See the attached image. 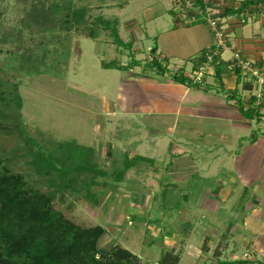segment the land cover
<instances>
[{
  "label": "rangeland",
  "instance_id": "obj_1",
  "mask_svg": "<svg viewBox=\"0 0 264 264\" xmlns=\"http://www.w3.org/2000/svg\"><path fill=\"white\" fill-rule=\"evenodd\" d=\"M188 1L72 0L75 8L86 9L85 26L66 30L55 20L43 30L40 26L25 29L22 23L34 17V10L42 18L47 16L48 7L57 4L61 8L65 0H0V126L13 130L17 117L24 130L22 135L16 130L0 134V167L23 175L30 187L55 193L53 207L70 223L85 229H105L99 249L120 247L135 255L137 264H159L166 253L176 256L178 264H221L246 254L255 260L253 264H260L264 260L259 254H264V203L254 207L250 202L255 201L251 200L254 196L259 202L264 180L262 185L258 180L248 185L246 179L243 181V176L250 174L247 165L239 172L227 158L231 155H219L217 162L211 161L213 156L201 154L204 137L191 130L184 133L182 125L194 126L186 123V117L179 126L171 127L172 118L155 114L156 109L174 110L176 100L166 96L170 93L165 86L176 84L172 77L178 70L191 75L196 69L193 64L210 42L207 23L185 24L190 12ZM225 3L211 0L212 6L227 16L222 31L228 37L218 52L223 63L230 61L224 58L228 50L225 44L230 40L227 29L248 26L264 17V8L259 5L242 10L248 13L243 18L241 12L227 15L226 10L235 7ZM100 18L113 24L119 39L131 45L130 49L113 43L111 27L104 29ZM94 25L96 38L90 35ZM194 32L198 36L194 37ZM153 47L165 69L162 74L148 68ZM245 58L256 65L264 60ZM223 74L225 94L231 95L235 89L240 92L239 98L242 95L247 101L243 105L252 101L264 106L263 73L259 72L256 81L250 75L243 79L235 73ZM15 95L18 105L12 102ZM261 113L264 116V109ZM253 120L251 128L264 123L260 117ZM228 127L221 124L220 131L227 132ZM258 127L255 132L264 133L262 126ZM205 128L201 130L204 134ZM236 130L240 139L249 138L244 129ZM25 137L33 140L44 155L52 153L56 157L61 156L60 144H76L88 151L91 164L105 176L83 172L76 177L74 189L59 193L49 182L56 177L54 172L37 174L34 170L31 161L37 147ZM224 138L212 139L216 144L223 143L219 154L241 145L238 141L230 144L236 136ZM192 142L195 145L189 144ZM213 142L206 147L211 149ZM178 143L186 151L188 147L196 149L191 153L197 158L195 165L187 158L173 156L171 148ZM259 148L264 157V144ZM263 160L253 168L249 166L254 169L253 176L264 177ZM210 174L215 176L206 178ZM117 175L121 179L114 182ZM93 176L96 184L88 190L94 195L95 205L86 199L84 185ZM173 183H179L178 187L172 188ZM256 187L258 193L254 192ZM179 203L173 210L172 205Z\"/></svg>",
  "mask_w": 264,
  "mask_h": 264
},
{
  "label": "trees",
  "instance_id": "obj_2",
  "mask_svg": "<svg viewBox=\"0 0 264 264\" xmlns=\"http://www.w3.org/2000/svg\"><path fill=\"white\" fill-rule=\"evenodd\" d=\"M262 1L264 0L251 2V4ZM244 7L247 6L241 5L238 9H227L226 14L240 13ZM46 12H48V17L44 15L45 17H42L44 18L42 20L37 15L38 12L34 10L32 12L34 17L29 22L22 23L25 29L40 26L44 30L48 23L55 20L59 25L62 24L66 30L76 29L86 24V9L84 7L75 8L72 0H65L61 8L57 4H53L47 8ZM63 12V17H61L60 15ZM98 22L104 29L111 27L110 37L117 47L124 46L130 49L131 45H124L119 39L116 28L112 27L113 24L110 25L101 18ZM198 24H203V22L192 23V25ZM95 26L92 27L90 32L92 38L97 37ZM156 50V47H153L150 51L152 59L148 63V68L157 69L159 74H162L165 69L154 55ZM204 52L203 50L199 60L196 61L197 65L204 59ZM196 63L193 65H196ZM106 67L117 70L112 65ZM222 72V66H217L215 76L219 77ZM172 81L187 87L203 84L202 82H194L191 75H186L182 70L175 73ZM12 102H16L18 105L20 103L19 97L15 95ZM237 104L242 115L250 119L252 117L250 109L244 111L241 100H238ZM14 120L13 130L0 126V134L9 135L15 130L21 135L24 134L17 117ZM25 139L37 147L33 140L27 137ZM80 148L73 143L60 144L58 149L61 150V156L56 157L52 153L44 155L43 150L37 147V152L32 156L31 165L37 174L54 172L56 181L53 178L49 179V182L51 186L56 188L55 191L59 193H63L67 188L74 189L73 185L76 183V177L83 172L95 173V175L104 177V173L96 170L94 165L91 164L88 151L81 148L82 151ZM135 159L137 157L133 160ZM129 164L131 163H126L127 168H129ZM57 166H60V168ZM127 168L125 169L127 170ZM120 179L121 175H117L114 182H118ZM94 184H96L95 176L92 177L90 183L84 185L88 191L86 199L95 205L97 202L94 195L88 190ZM54 198L55 193H44L30 187L23 175L11 173L6 166L0 167V264H137L138 258L120 247L116 246L109 251L99 249L98 242L105 234V229L100 226L85 229L70 223L61 212L54 209ZM179 206L180 203L179 205H172V209L177 210ZM164 209H166L165 205H163ZM153 223L158 225L156 220ZM225 263L230 264L228 261L221 262V264ZM159 264H178V258L166 253L161 256Z\"/></svg>",
  "mask_w": 264,
  "mask_h": 264
},
{
  "label": "crops",
  "instance_id": "obj_3",
  "mask_svg": "<svg viewBox=\"0 0 264 264\" xmlns=\"http://www.w3.org/2000/svg\"><path fill=\"white\" fill-rule=\"evenodd\" d=\"M220 1L222 2L223 0H220ZM224 1L227 3H230V5L234 6L235 9L240 8L241 5H246L247 7H252V8L257 7L259 5L264 8V1L258 2L253 5L251 4V2H257L261 0H239V1L224 0ZM246 8L244 7V9ZM227 31L229 33L230 40L227 42L228 50L224 52L225 53L224 55L226 56L224 58H228L230 60L232 52L238 51L243 56L251 60H254V61L263 60L264 58V17H259L258 21L251 23L248 26L247 25L231 26L230 28L227 29ZM207 32L210 37V42L206 44L205 48H207L210 45L213 46L215 44L212 33H209V30ZM193 34H194V37L198 36L195 32ZM205 48L203 50H205ZM199 52L201 53V50ZM228 59L227 61H229ZM224 63H227V62L224 61ZM198 65L196 63V65H194L195 68ZM224 77L225 76L223 72L221 73L219 77L215 75H208L206 76L205 80H203L202 82L203 84L201 86L187 87V86L180 85L177 83L174 85H170V86L167 85V87L165 86V88L168 89L167 92L170 93L166 96L168 98L169 97L174 98L176 100V106L175 108H173L174 110H170L166 112H161L159 109H156V107L154 106L153 107L154 110L156 109L155 114L158 117H168V118H165L168 120L172 118L174 120V123H172L171 127H173L174 124H175L174 127L179 126V123L186 117L188 119L186 123L194 125V126L188 127L187 125H182L185 128L184 133L188 134L187 131L191 130V131H195L196 133L195 135L198 134L204 137V151L202 150L203 152H201V154L204 153V156L205 155L213 156L211 161H217V162H218V158L220 157L219 155H222V157H224V155L226 154L231 155V157L227 156V158L230 159L231 162H233V165L235 166V168H237L239 172L241 169H245L246 167L245 165L248 166L247 169L248 168L250 169L248 170L250 174L247 176H243L244 178L243 181H245L246 179V184L249 185L250 183H253V182L255 183L258 180L261 182V185H262V180H264L263 179L264 177H260L259 174L257 176L256 175L253 176L254 169H251L249 166H251L252 164L251 167L253 168V165L255 164L258 165V162L264 159V157L262 156V153H260L261 150L259 148V144L260 145L264 144V133H259L260 132L259 130L257 134L254 130L255 128H259L258 125L262 126L261 129L264 130V123L260 122L258 123L257 126H252L251 128L250 122H252L253 119H258V117L264 119V116L261 113V110L264 109V106H257L252 101L248 103L250 105H245V104L243 105V103H246L247 101L245 102L243 101L242 95L239 98L240 92L237 94V91L235 89L233 90V93H231V95L230 93L225 94V92L222 91V89L224 88L223 87ZM228 80H231L230 83L232 82V79L228 78ZM217 86H219V88ZM238 100H241V105L244 111H247L250 109V111L252 112V117L250 119L244 117L242 113L240 112L239 106L235 104V102L237 103ZM261 104H264V101ZM253 121L255 122V120ZM257 122H255V124H257ZM221 124L222 126L224 124L229 126L228 127L229 129L227 130V132L229 131L228 133L227 132L223 133L222 130L220 131ZM202 128H205V130L207 131L205 134H204L205 131L204 132L201 131ZM238 128H241V130L244 129L246 131V134L247 135L249 134V138H246L247 140L246 139L243 140L244 139L243 137H241V139L239 138V136L237 135V130H236ZM177 133H178V129L176 130V134ZM226 136L228 137L231 136V138H233V136H236L235 140L233 139L234 141L230 144H235L238 141L241 145L237 147V149L239 148V150L237 149L234 151L225 150L226 152H222L221 154H219V152L222 151L220 149L222 148L221 146H223V143L216 144L212 141V139L215 138L217 139V141H219L222 138V140H225L226 138L224 137ZM194 138H196V136ZM208 142L214 143L211 146V149L214 147L212 150L206 147L205 144H207ZM181 144L182 143H178L176 145L173 144L171 148V151L174 152L173 156L175 158H178V157L187 158L188 162H191L193 163V165H195L197 158H192L191 153L195 152L196 149L192 148L191 150L190 149L191 147H188V150L186 151L182 147L179 148ZM189 144L193 146L194 143L192 142ZM190 145H186V146H190ZM263 163H264V160H263ZM215 167L216 165L212 167L211 171ZM261 172H264V171L261 169ZM190 174H192V172ZM192 176L194 175H189L187 177L190 178ZM213 176H215V174H210L206 178H210ZM236 177L239 178L238 181L240 183L241 182L240 177L238 175ZM173 184H172V188H175V186L178 187L179 185V183H173ZM231 192L234 193L233 190ZM254 192L258 193L259 189L256 187ZM257 197L258 196H254L251 198V200L253 198L255 200L254 202H252L253 200L250 202L251 205H253L254 207H257V205L264 203L263 202L264 194H262V197L260 196L259 202L257 200ZM259 254L262 256V258H264V254H261L260 252ZM261 262L263 263H260V264H264V260Z\"/></svg>",
  "mask_w": 264,
  "mask_h": 264
},
{
  "label": "built area",
  "instance_id": "obj_4",
  "mask_svg": "<svg viewBox=\"0 0 264 264\" xmlns=\"http://www.w3.org/2000/svg\"><path fill=\"white\" fill-rule=\"evenodd\" d=\"M189 1L187 2L186 8L190 12L185 24L191 25L192 23H195L197 21L203 22L204 24L207 23L209 29H211V33L215 41V44L212 47L207 48L206 52L203 55L204 59L201 60V63L198 65L197 69L192 71L194 82L199 83L203 82L206 76L215 75L216 67L219 65L221 66V64L223 63L222 60H220L218 52L219 49H222V46H224L223 41L225 42L226 38L228 37L226 32L222 31V25L224 23L223 21L227 16L224 17L217 7L212 6L211 0ZM213 1L214 0H212V2ZM243 12H241L242 18L244 16H247L248 14H243ZM245 20L242 21L243 24ZM225 46H227V44H225ZM224 68L225 70L223 71L225 72V74L235 73L241 78L250 75L251 79L256 81L257 79L259 80V72L264 74V60L262 64L256 65L255 62L246 59L240 52L235 51L232 52L231 59L229 62L225 63ZM228 262L230 264H253L255 263V260H252V258L248 254H246L241 258H237L234 261Z\"/></svg>",
  "mask_w": 264,
  "mask_h": 264
},
{
  "label": "clouds",
  "instance_id": "obj_5",
  "mask_svg": "<svg viewBox=\"0 0 264 264\" xmlns=\"http://www.w3.org/2000/svg\"><path fill=\"white\" fill-rule=\"evenodd\" d=\"M191 77H192V71H191ZM193 78V77H192Z\"/></svg>",
  "mask_w": 264,
  "mask_h": 264
}]
</instances>
